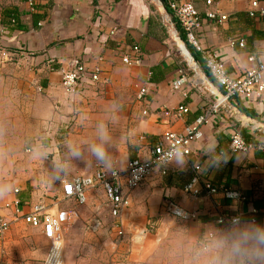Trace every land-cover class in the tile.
Instances as JSON below:
<instances>
[{"label":"crops","instance_id":"1","mask_svg":"<svg viewBox=\"0 0 264 264\" xmlns=\"http://www.w3.org/2000/svg\"><path fill=\"white\" fill-rule=\"evenodd\" d=\"M184 1L203 15L213 10L227 16L203 20L196 35L206 51L226 63L231 75H242L251 56L264 60V16L258 10L251 15L252 2L259 1L264 8V0H213L211 5L207 0ZM165 13L152 0H35L32 5L29 0H0V43L17 53L12 61H0V188L10 186L0 195V215L12 218L16 200L20 212L27 214L38 204H50L52 196L62 197V182L51 177L52 157L63 155L66 140H94L96 123L107 121L106 111L113 103L120 108L109 124L113 137L109 151L127 165L129 160L148 158L162 135L182 131L218 101L189 68ZM135 45L140 52L133 51ZM126 56L142 62L128 65ZM81 65L86 71L78 85L68 90L63 72ZM96 67L101 69L98 81L93 79ZM181 69L189 80L175 87ZM138 85L149 87L142 100L137 96ZM179 106L188 112L177 114ZM237 133L247 141L264 143V100L235 97L213 112L192 154L156 167L150 178L131 191L130 206L120 219L103 207L106 194L98 188L95 192L102 199L89 208L90 221L95 216L102 221L98 252L105 245L118 248L112 264H207L206 254L212 251L216 236L230 227L217 222L221 214L264 222V149L232 151L231 139ZM127 135L131 142L121 139ZM210 148L226 153L227 158L213 163V154L206 153ZM42 152L50 155L41 159ZM196 164L201 170L200 192L195 195L186 192L185 186L195 175ZM96 168L91 162L74 161L65 179L92 175ZM207 183L239 191L245 199H228L223 192L209 194ZM54 202L50 210L57 214L60 207L59 203L52 206ZM72 203L64 213L75 210L79 219L81 210ZM169 203L196 216L182 220L169 212ZM59 218L63 221L65 216ZM176 220L183 223L176 226ZM73 224L74 220L67 225V235ZM116 228L115 236L109 237L108 229L113 233ZM120 229L124 233L119 238ZM209 231L215 238L205 250L202 237ZM116 236L119 245L114 242H119ZM44 242L50 244L46 260L52 241L44 225L33 226L22 218L12 222L0 241V264H31L35 247ZM171 245L179 248L171 250Z\"/></svg>","mask_w":264,"mask_h":264},{"label":"built area","instance_id":"2","mask_svg":"<svg viewBox=\"0 0 264 264\" xmlns=\"http://www.w3.org/2000/svg\"><path fill=\"white\" fill-rule=\"evenodd\" d=\"M152 1L160 8L164 7L161 0ZM29 2L32 5L35 0H29ZM207 3L211 5L213 0H207ZM168 5L172 14L166 12L164 16L165 20L169 24L172 21V15L178 19L180 25L186 33L188 43L197 52L202 54V59L204 60L210 74L214 78L215 82L222 87L224 91L223 98L205 109L202 115H200L194 122L188 124L182 131H169L162 135L155 147L152 149L148 158L129 160L124 171H120L118 169L115 172H106L102 167L97 165L96 171L92 175H80L64 179L62 182V197H58L57 202H54L52 206L58 205L61 200H73L79 205H84L88 201L89 191L97 187H102L106 194V201L103 204V207L109 209L112 216L120 219L125 209L130 206L131 191L150 178L156 167L167 165L177 156L188 157L192 154L193 144L203 139L204 126L209 121L213 112H218L223 104L235 97L245 101L264 100L263 58H257L255 56L249 57L248 61L250 66L247 67L246 71L242 75L235 77L228 72L227 65L223 60H221L216 54L205 50L196 35V32L199 27H201L203 20H216L217 18L225 20L227 16L220 15L218 11L213 10H208L203 15L192 3L184 0H168ZM252 7L253 9L251 11V15L254 16L255 12L258 10L260 14L264 16V8L260 7L259 1H253ZM133 51L136 53L140 52V47L135 45L133 47ZM16 54L17 53L15 51L10 50L0 43V61L2 63L12 61L13 56ZM141 62L142 61L139 58L134 60L130 56L124 57V63L128 65L141 64ZM187 63L189 68L195 72L196 76L199 77V64L195 67L189 62ZM85 71L86 68L82 65L77 66L74 70L64 71L62 79L63 84L68 90L74 89L78 85V82ZM100 73V67H96L95 74L93 76L95 81L100 79ZM188 80V74L184 69H181L180 76L173 82V86L181 87ZM137 90V96L142 100L148 94L149 87L147 85H138ZM181 112H188V108L179 106L177 114ZM144 113H147V111H144ZM256 147L264 149V143L257 144L247 141L239 133L232 136L230 149L234 152H248ZM194 169L196 173L191 181L185 186V191L196 195L200 192L199 171L201 170V165L196 164ZM163 173L166 172L163 171ZM205 187L209 194L223 192L225 197L228 199H245L244 195L236 190L226 188L220 190L210 183H207ZM15 192H19V189H15ZM13 205L16 206V213L12 218H9L6 215H0V241L4 239V235L11 227L12 222L18 221L21 218L33 226L43 224L46 236L52 241L50 251L44 264H65L63 257V235L67 225H71L74 217L77 216V212L75 210L68 211L65 213V219L62 221L57 214L50 210L49 205L38 204L27 214L20 212V202L18 200H16ZM167 208L172 215L182 220H190L196 216L195 213L187 211L173 203H169ZM178 211L180 213L179 215L177 214ZM237 219L241 220V217L223 213L217 219V222L220 225L228 227L231 226V224ZM101 225V219L98 216H95L89 222L88 228L92 231H97ZM123 233L124 231L122 229L118 231L119 238L123 235ZM214 238V232H206L202 237V248L205 250L208 249Z\"/></svg>","mask_w":264,"mask_h":264},{"label":"clouds","instance_id":"3","mask_svg":"<svg viewBox=\"0 0 264 264\" xmlns=\"http://www.w3.org/2000/svg\"><path fill=\"white\" fill-rule=\"evenodd\" d=\"M120 105L113 103L106 111L107 121L101 120L95 126V139L89 142L66 140L63 155L53 156L51 177L61 182L69 175L74 161L83 160L102 167L106 172L123 169L126 160L115 158L109 151L113 142L109 124L114 122ZM121 139L132 141L130 135ZM206 153L213 154V163H219L227 158L226 153L217 154L214 148ZM40 158H47L50 153H39ZM10 190V186L0 188V195ZM179 215V211L177 212ZM204 256L205 254H201ZM207 264H264V222L245 221L237 219L231 226L216 236L212 251L206 254Z\"/></svg>","mask_w":264,"mask_h":264},{"label":"rangeland","instance_id":"4","mask_svg":"<svg viewBox=\"0 0 264 264\" xmlns=\"http://www.w3.org/2000/svg\"><path fill=\"white\" fill-rule=\"evenodd\" d=\"M98 188H94L91 189L89 191L93 192L94 194L91 196V198L89 197L88 203L85 205H76L73 204L72 202L66 201V200H61L59 202V211L56 212L57 215H59V217L63 216L64 219V215H65V211L67 209H64L65 207H67L68 205H70L71 203L74 205V207H76L79 211H80V218L77 219L78 217H74V224L71 227H68L67 232H69V234L67 235L66 232L64 234V257H65V263L68 264V260H71L72 256L75 257V259H73L74 261H72V264H112V255L113 253H117V249L113 250L109 247H107L106 245L104 246V250L98 252L97 250V240L101 239V234H102V230L99 229L98 231H91L88 228V224L90 222V219L92 217V214L90 212L89 208H93L95 207L102 199V194H96V190H98ZM96 191V192H95ZM57 195L52 196L50 198V200H52V202L57 200ZM51 202V203H52ZM57 202V201H56ZM50 203V204H51ZM50 204H47L50 206ZM63 208V209H62ZM56 211V210H54ZM77 220V222H76ZM76 222V223H75ZM180 222L183 223L182 220L178 221L176 220V222L174 223L176 226H178L180 224ZM109 237L111 236V234H114L113 237L115 236V234L117 233V228L116 230H112L108 229ZM106 236V235H105ZM112 237V238H113ZM117 237V236H116ZM117 240L118 237H117ZM117 245H119L121 243V240H119V242L114 241ZM49 246L50 244H48V242H44L41 245H38L37 248L35 247V259H33V262L31 264H44L45 262V257H46V253L49 250ZM117 246H115L116 248ZM179 246H175V245H171L170 249L174 250V249H178ZM111 250V251H110ZM5 252H6V248H5ZM80 254V258H78V255ZM122 259H125L124 257H122ZM112 262V263H111Z\"/></svg>","mask_w":264,"mask_h":264},{"label":"water","instance_id":"5","mask_svg":"<svg viewBox=\"0 0 264 264\" xmlns=\"http://www.w3.org/2000/svg\"><path fill=\"white\" fill-rule=\"evenodd\" d=\"M164 7H162L163 9ZM170 27L174 31V39L176 42V45L178 46L179 50L181 51L182 55L186 59L187 62L191 63L193 66L197 67L198 62L194 58V56L191 53V50L189 49L186 41L178 34L177 30L175 29L173 22L171 21L169 23ZM198 74L200 79L203 81L204 85L208 86V89H211V92L216 96V99L219 101L223 98V92L218 89L217 86L211 80L209 77L201 70V68L198 70Z\"/></svg>","mask_w":264,"mask_h":264},{"label":"trees","instance_id":"6","mask_svg":"<svg viewBox=\"0 0 264 264\" xmlns=\"http://www.w3.org/2000/svg\"><path fill=\"white\" fill-rule=\"evenodd\" d=\"M163 5H164V9L167 13L172 14V11L168 5V0H161ZM172 22L173 25L175 27V29L177 30L178 34L186 41L189 49L191 50L192 55L194 56V58L197 60L201 70H203L204 72H206V74L209 76L210 79H212L214 81V78L212 77V75L210 74L209 70L207 69L204 60L202 59V54L197 52L187 41V37H186V33L183 30L182 26L180 25L178 19L172 15Z\"/></svg>","mask_w":264,"mask_h":264}]
</instances>
